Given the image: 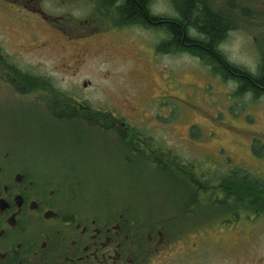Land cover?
<instances>
[{
	"label": "rangeland",
	"instance_id": "obj_1",
	"mask_svg": "<svg viewBox=\"0 0 264 264\" xmlns=\"http://www.w3.org/2000/svg\"><path fill=\"white\" fill-rule=\"evenodd\" d=\"M40 1L45 11L63 17L57 22L65 26L71 23L69 28L74 31L84 29L85 34L95 25L114 27L111 13L103 11L98 15L90 0ZM182 1L150 0L149 8L154 15L171 17L176 15L175 4L179 7ZM206 2L214 11L226 9L227 0ZM250 11L252 17L260 14L258 8ZM8 14L0 8L3 46L26 50L36 43L47 45L34 55H26L25 64L39 63L41 74L54 80L58 89L72 85L73 92L86 98L93 108L152 117L148 125L166 132L170 155L196 172L201 181L202 173L213 178L212 183H201L212 188L211 194L193 198L191 192L196 188L183 178L172 183L177 177L171 168L155 169L139 160L125 162L121 147L106 145L98 165L89 162L73 170L65 166L47 168L57 183L64 185L62 188L73 187L75 198L81 195L79 200L83 199L88 211L99 209L109 218L121 213L122 220H135L136 226L162 227L164 240L190 237L188 245L177 242L168 250L169 257L155 264H251L257 258L264 261V214L239 209L233 217L228 214L229 208L215 203L224 196L217 189L221 177L244 171L251 181L264 182V96L255 103L247 96H233L230 82L211 76L189 55H156L153 49L161 38L160 30L138 26L118 32L109 29L100 32L101 36H89L93 38L86 44L78 40L69 43L65 41L69 29L61 36L47 30L48 22H13ZM59 23L48 24L56 27ZM246 36L236 33L222 43L223 47L220 45L229 62L245 69L255 65ZM84 45L88 48L86 61L67 74L65 71ZM104 54L110 56L104 58ZM85 80L91 82L87 89H74ZM158 96L163 98L150 99ZM0 127H6L2 120ZM75 176L79 181L74 180ZM144 232L139 231L143 238Z\"/></svg>",
	"mask_w": 264,
	"mask_h": 264
},
{
	"label": "flooded vegetation",
	"instance_id": "obj_2",
	"mask_svg": "<svg viewBox=\"0 0 264 264\" xmlns=\"http://www.w3.org/2000/svg\"><path fill=\"white\" fill-rule=\"evenodd\" d=\"M0 8L11 14L8 18L14 19L13 22L22 23L26 19L27 24L40 21L57 24L63 18L45 11L40 0H0ZM250 8H258L260 14L252 17ZM224 19L225 36L220 45L236 33H246L250 39L248 49L255 56V70L241 68L261 77L264 0H227ZM48 23L49 32L65 36L63 31L69 29L65 41L78 40L82 44L101 36L104 30L118 32L137 27L95 25V29L84 34V29L78 32L69 28L71 23L65 26L61 22L56 27ZM160 33V41L166 39ZM3 41H0V120L6 127H0V264H155L169 257L168 250L177 242L188 245L191 239L186 235L164 240L162 227L136 226L135 220H122L121 213L109 218L99 209L88 211L83 199L79 200L81 195L75 198L73 187L62 188L56 176L46 170L52 166L73 170L89 162L98 165L103 160L104 147L113 145L123 149L125 162L139 160L147 167L171 168L177 180L187 179L196 188L191 192L194 197L211 194L212 188L202 185L196 172L170 155L166 132L150 127L148 123L154 119L143 114L93 108L86 98L73 92L72 85L58 89L52 83L54 80L41 74L39 63H24L26 55L45 49L46 44L10 50L3 46ZM87 51L84 45L65 71L67 74L86 61ZM153 52L169 54L155 48ZM90 83L82 81L74 89H87ZM230 83L235 91L237 82L230 80ZM257 83L254 85L257 96L251 91L243 92L242 96H247L250 102L264 96V82L258 79ZM157 98L163 96L150 99ZM74 180L79 181V177L75 176ZM141 230H146L145 238L139 234ZM251 264H264V261L257 258Z\"/></svg>",
	"mask_w": 264,
	"mask_h": 264
},
{
	"label": "trees",
	"instance_id": "obj_3",
	"mask_svg": "<svg viewBox=\"0 0 264 264\" xmlns=\"http://www.w3.org/2000/svg\"><path fill=\"white\" fill-rule=\"evenodd\" d=\"M91 1L98 15H103V11L112 14L110 16L113 17L111 21L114 27L139 26L146 30H160L166 39L159 40L154 47L156 51L188 54L201 63L211 76L223 83L234 80L238 87L233 96L240 97L245 90L257 96L254 85L258 79L264 82V69L261 77H257V74L247 73L228 61L219 49L225 36V11H214L206 0H183V4L179 7L175 4L176 15L171 17L152 14L149 8L150 0ZM231 174L232 178L224 176L219 179L217 189L224 196L222 200L217 199L215 203L219 207L229 208L228 214L233 217H236V211L239 209L255 215L264 214V182L251 181L250 175L244 171ZM201 175L202 182L207 180L208 183H212L211 175L208 176L205 173ZM173 181L172 183L179 182ZM186 192L188 193V190ZM228 192L231 195L234 194V197L230 198L226 194ZM183 195L186 196L185 193Z\"/></svg>",
	"mask_w": 264,
	"mask_h": 264
},
{
	"label": "clouds",
	"instance_id": "obj_4",
	"mask_svg": "<svg viewBox=\"0 0 264 264\" xmlns=\"http://www.w3.org/2000/svg\"><path fill=\"white\" fill-rule=\"evenodd\" d=\"M221 47H223V45H221ZM249 69H250V71H254L255 69H254V66L253 65H249Z\"/></svg>",
	"mask_w": 264,
	"mask_h": 264
}]
</instances>
